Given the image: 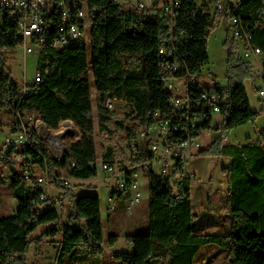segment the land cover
I'll use <instances>...</instances> for the list:
<instances>
[{
  "label": "trees",
  "instance_id": "1",
  "mask_svg": "<svg viewBox=\"0 0 264 264\" xmlns=\"http://www.w3.org/2000/svg\"><path fill=\"white\" fill-rule=\"evenodd\" d=\"M86 1L94 13L89 29L92 65L86 49H56L51 44L54 36L50 35L39 54L41 80L34 79L24 92L20 82L7 72L3 57L16 42L7 36L0 40V110L7 109L12 115L11 133L24 128L30 130L28 148L0 147V169L10 167V192L19 203L15 214L0 215V264H27L30 246L38 241L32 238L33 233L52 223L54 227L46 235H63L55 264H72L64 260L69 254L78 263L75 251L80 247H86L93 255L105 253L102 203L97 192L76 193L59 184L63 199L72 203V211L64 221V213L57 207H44L40 199L44 186L25 180L23 175L29 164L37 167L48 164L53 172L73 159L77 163L72 173L75 179L98 176L93 165L98 150L91 77L98 94L100 130H109L111 111L104 106L106 100H125L130 105L126 117L134 116L136 120L128 127L133 137L140 127L155 120L151 111L159 110L163 116L174 108L173 94L166 87L164 76L188 72L196 75L209 61L208 37L217 26L211 11L213 0H179L174 19L161 8L159 0H154L144 11L123 4L136 0ZM233 14L240 19L237 25L242 31L246 28L252 33L255 46L261 50L264 79V0H240ZM230 42L233 49L238 47L233 39ZM231 54L224 114L228 130L233 131L255 122L259 111L252 109L244 83L245 76L252 75L254 65ZM176 63L177 71L173 69ZM31 114L49 128L66 114L81 128L83 137L71 143L64 159L57 161L35 126L29 124L27 117ZM118 125L123 126L124 121ZM4 126L0 120V131ZM259 139L232 144L219 138L198 152L230 160L224 167L230 174L228 191L234 217L229 235L203 234L197 229L190 175L184 177L180 197L175 198L169 180L156 174V165L146 163L150 182L149 230L129 234L133 251L112 252V256L126 264H194L203 245L219 243L230 249L231 264H264V131ZM12 153L22 156L21 163L4 160ZM123 173L133 174V171L124 165ZM124 180L131 182V178ZM113 193L114 198L123 195L119 189ZM61 206L64 207L63 203ZM117 239L118 235H111L110 244L114 245Z\"/></svg>",
  "mask_w": 264,
  "mask_h": 264
},
{
  "label": "built area",
  "instance_id": "2",
  "mask_svg": "<svg viewBox=\"0 0 264 264\" xmlns=\"http://www.w3.org/2000/svg\"><path fill=\"white\" fill-rule=\"evenodd\" d=\"M154 0H136L133 3L140 10H147ZM163 10L176 16L180 7L179 0H159ZM125 5L132 3L123 2ZM214 13L218 17H227L231 23V33L239 42L245 44L246 58H255L260 65L263 76L261 50L254 44V38L246 28L237 31L238 20L233 9L237 11L238 4H230L227 0H213ZM132 6V5H131ZM94 13L89 8L86 0H0V40L7 36L15 40L13 48L22 49L25 57L36 51L41 52L44 45V35H47L48 27H55V37L51 38V44L59 50H82L88 46L87 30L90 29ZM174 26V22L172 27ZM167 50L164 49V53ZM173 69L177 71L176 63ZM168 77L174 94V108L162 116L161 112L151 111L155 120L149 125L138 129L133 137L128 129L135 123L134 116L126 117L123 126L118 130H105L103 135L115 140V145H107L102 154L101 162H94L98 173L107 174V178L114 182L108 201L111 205L113 192L119 186L124 185V178H134V191L127 201L126 210L131 214L134 208L142 200L141 178L146 175L141 171L134 174H124L123 166L133 161H141L149 165H156V174L169 180L175 198L180 197V189L184 177L187 175V164L195 154L202 150V140L213 131L222 133L220 139L229 143L228 128L224 107L227 103L225 88L215 76L203 77V71L193 75L188 74ZM35 81L41 80V72L38 70ZM33 79V81H34ZM180 81L179 85L174 82ZM32 81V82H33ZM31 82V83H32ZM24 81L23 91L26 92L29 85ZM259 94L264 97V88H259ZM120 104L122 107L130 105L125 100L107 99L104 106L110 109L111 104ZM129 110V109H128ZM111 111V110H110ZM128 111L126 112V114ZM39 136L46 139L55 150L54 159L62 161L67 149H61L60 140L54 137L50 130L45 129V123L41 120L35 126ZM29 129L11 134L6 138V144L25 143L29 147ZM4 160H12L19 163L22 156L12 153ZM77 168V163L69 159L65 166H58L52 172L49 165L34 166L29 164L23 169L25 180L45 185V193H41V201L51 207H57L64 202L60 194L53 195L51 186L58 182L66 188H71L72 181L77 180L72 173Z\"/></svg>",
  "mask_w": 264,
  "mask_h": 264
},
{
  "label": "rangeland",
  "instance_id": "3",
  "mask_svg": "<svg viewBox=\"0 0 264 264\" xmlns=\"http://www.w3.org/2000/svg\"><path fill=\"white\" fill-rule=\"evenodd\" d=\"M136 6L135 3L131 4ZM128 5L127 8H133ZM212 10L215 6L211 5ZM229 33V26L227 22H223L212 29L208 37V54L209 61L203 70V77L215 76L221 82V85L226 88L230 85L229 78V61L231 52L233 56L244 62H251L254 65L252 75H247L244 78V83L248 91L250 104L253 110L259 111V116L255 122H250L244 126L238 127L233 131L228 130L229 143H246L247 141H260L261 133L264 131V97L259 94V88H264V79L261 74L260 65L255 58H246L245 53L247 48L242 42L236 49H233L230 40L232 39ZM88 46L86 48L89 55V62L92 65V52L90 46V31L87 30ZM236 40V39H235ZM6 70L20 82L21 86L27 80L31 83L35 78L39 52L30 53L25 57L22 49L11 48L3 54ZM1 68V63H0ZM92 81V99H93V115L95 119V138L98 150V162H101L102 154L107 145L114 146L115 140L103 135V131L99 127V111H98V94L95 87L94 78ZM179 85L180 81L174 82ZM111 110V119L108 123L110 130H118V122L125 119L128 106L116 103L109 105ZM29 124L36 126L41 119L35 114L27 117ZM0 120L5 124L4 129L0 131V147L4 150L9 148L6 144V138L12 133L9 126L12 121V115L7 109L0 110ZM45 129L50 130L57 140H60L61 149L68 148V146L82 139L83 131L81 128L66 114L61 115L51 128L45 125ZM222 136V133L213 131L209 136L202 140L203 147L207 148L212 143L217 141ZM43 139V138H42ZM51 148L53 155L55 150L52 149L50 143L43 139ZM21 163V161L19 162ZM130 162L129 164H131ZM230 160L228 157H218L209 155L195 154L190 158L186 173L191 177V197L193 203V210L195 212V224L200 233L211 235H229L232 230V223L234 220L229 196V173L224 171V167L228 166ZM0 173L2 170L0 169ZM146 174L141 178V193L142 200L136 205L131 214L127 213V201L130 199L132 193L127 191L122 196H116L113 203L116 206L114 211L108 209L109 201L107 200L112 189H114V182L107 178V174L100 172L98 176L90 179L73 180L71 188L76 193L97 192L100 195L102 203L103 225H104V249L103 255H93L87 251L86 247L76 249L78 253V263L74 261L69 255L65 256L66 263L72 264H126L122 260L115 257H110L109 253L112 249L125 251L128 244V236L126 230L134 233H145L149 230V198H150V182L149 175ZM61 185V184H60ZM10 190V188H9ZM11 193V192H10ZM9 191L2 193V203L0 206V215H13L19 208L18 201L10 196ZM51 193L53 195L60 194L63 197V190L59 183L55 182L51 186ZM63 206H59V210L64 213V221L72 211V203L64 200ZM44 207H50L45 204ZM54 227V224L43 225L38 228L32 235V238L38 239L34 242L27 254V264H55L56 256L63 239L62 233L57 236L46 235V232ZM118 235V239L114 245L110 244V236ZM77 259V258H76ZM77 261V260H76ZM194 264H231L230 249L219 243H209L203 245L195 256Z\"/></svg>",
  "mask_w": 264,
  "mask_h": 264
},
{
  "label": "bare ground",
  "instance_id": "4",
  "mask_svg": "<svg viewBox=\"0 0 264 264\" xmlns=\"http://www.w3.org/2000/svg\"><path fill=\"white\" fill-rule=\"evenodd\" d=\"M237 31H242L241 28L238 25H237ZM50 35L55 37V27H48L47 35H44V42H46L47 38ZM164 81H165V84H166V87L168 88V90H170L172 92V86H171L170 80H168V78L166 77V78H164ZM171 102L174 105V94H173V96L171 98ZM11 145H15V146H17L19 148L25 147V143H11ZM126 165L128 166L129 169H131V171H133V174H134V172H137V171H141L143 173L147 169V165L144 162L143 163H139V164H134V163L129 164V163H127ZM43 186L45 188V185H43ZM118 189L120 190V194H123L126 191L128 193H132L133 194V191H134V178H131V182H128V181L124 180V185L123 186H119ZM113 200H114V198H112L111 205H109V207H108V209L111 210V211H114L116 209V206L113 203Z\"/></svg>",
  "mask_w": 264,
  "mask_h": 264
},
{
  "label": "crops",
  "instance_id": "5",
  "mask_svg": "<svg viewBox=\"0 0 264 264\" xmlns=\"http://www.w3.org/2000/svg\"><path fill=\"white\" fill-rule=\"evenodd\" d=\"M228 1V3H230L231 5L232 4H239V2H240V0H227ZM227 22V24H228V26H229V33H231V23H230V21H229V19L227 18V17H224V16H221V17H218L217 18V22H216V25H219V24H221V23H223V22ZM232 35V34H231ZM232 39L236 42V43H239L237 40H235V38L232 36ZM240 44V43H239ZM238 45V44H237ZM1 170H2V173H0V197H1V203H2V193H6L7 194V191H9V193H10V190H9V188H10V167L9 166H2L1 167ZM8 176V177H7ZM6 179V180H5ZM11 194V193H10ZM10 196H12V195H10ZM108 200V199H107ZM1 217H4V216H2L1 215ZM126 233H127V236L129 235V234H131L130 232H129V229H127L126 230ZM128 242V244H127V246H126V248L125 249H122V250H125L126 252H131V251H133V246H132V244L129 242V241H127ZM117 251H120V250H118V249H112L111 248V251H110V253H109V256L110 257H113L112 256V252H117ZM55 262H56V260H55Z\"/></svg>",
  "mask_w": 264,
  "mask_h": 264
}]
</instances>
